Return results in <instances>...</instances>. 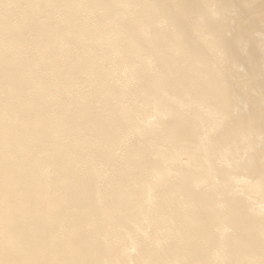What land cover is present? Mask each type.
I'll return each mask as SVG.
<instances>
[{
    "label": "bare ground",
    "instance_id": "obj_1",
    "mask_svg": "<svg viewBox=\"0 0 264 264\" xmlns=\"http://www.w3.org/2000/svg\"><path fill=\"white\" fill-rule=\"evenodd\" d=\"M0 264H264V0H0Z\"/></svg>",
    "mask_w": 264,
    "mask_h": 264
}]
</instances>
